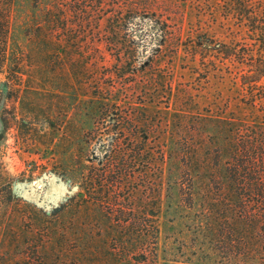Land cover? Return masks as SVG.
<instances>
[{"label":"rangeland","instance_id":"1","mask_svg":"<svg viewBox=\"0 0 264 264\" xmlns=\"http://www.w3.org/2000/svg\"><path fill=\"white\" fill-rule=\"evenodd\" d=\"M158 1L163 5L162 13L170 18L168 21L172 19L177 24L179 34L178 39L162 48L156 61L157 71L165 74V78H147L145 75L127 77L125 85L118 83L119 78L62 77L58 60H61L63 51L54 52L57 48L50 51L42 40L34 41L37 28L46 29L40 24L49 1L15 0L11 6L8 5L6 12L10 13V27L6 43H0V264H76L71 256L57 251L56 247L48 248L47 233L52 232L53 225H57L53 209L81 192V180L67 179L60 169L63 156L75 151L78 158L76 135L80 120L85 122V129L80 135L83 138L90 133L94 135L89 153L86 156L83 153L82 158H89L84 162L93 164L98 170L102 168L104 151L111 149L112 136L106 133L108 126L117 124L122 127L116 150L123 153L132 147V142H136L131 140V132L138 131L139 136H143L145 130L148 133V141L143 148L144 157L134 160L124 155L123 165L116 160L114 167L124 168L123 172L127 175L117 179L120 183L111 187L110 196L95 195L101 199L99 203L95 201L96 206L108 212L111 209L116 211L109 222L100 221L101 224L97 222L93 225L92 259L98 264L108 261L107 255L119 246L117 230L122 232L118 234H122L126 242L132 241L138 232L131 227L132 224H128L126 215H121L124 217L123 226L117 228L115 213L119 214L118 211L122 210L131 217V213H138L140 201L143 204V198L147 196L151 204L158 203L159 206L155 217L151 216L155 226L151 230L156 244L155 255L150 258L156 260V264H225L224 254L204 230L203 218L200 217L202 200L196 204L190 202L188 188L180 187L186 183V178L182 171L175 172L177 165L169 161V154L175 124L188 125L189 121L207 112L218 114L222 105L227 104L225 99L228 96L232 97L233 108L235 77L233 74L223 77L220 70L234 71V67L226 69L228 66L223 65L220 59L215 63L206 61L208 54L211 56L213 53L206 50L203 43L196 42L197 35L203 36V33L227 40L220 35L225 34V27L230 22L226 21L222 8L216 6V0ZM258 2L264 6V0ZM94 16L95 13L91 17ZM138 21V26L132 25L129 31L134 38L135 64L151 52L158 40L157 32L149 27L147 20ZM105 22L101 19L98 26L86 23L87 44L82 43L80 50L78 47L74 50L73 59H78V55L83 53L90 58L86 68L93 73V50L89 42L94 41V45L97 42L105 55L101 72L114 61L104 43L97 41L96 30L100 29L99 33L104 34ZM210 65L217 72L211 74V70L207 77L205 70ZM95 79L103 88L101 95L108 97L109 103L118 108L123 118L127 113L131 119L134 118L127 121L131 131L118 123V115L105 116L104 122L99 120L100 116L90 117L93 111L86 106L92 101L88 100L93 92L99 91L89 87L95 84ZM78 80L82 81V92L85 94L82 98L87 100L82 110H79V104L77 106L81 99L77 94H80V89L76 90L80 88ZM110 83L114 87L105 89ZM180 102L185 107L183 114L176 113L174 109L181 108L175 107L176 103L181 106ZM179 115L183 120L177 123ZM98 121L101 122L97 125ZM96 131L98 134H95ZM46 146L52 149L48 150ZM145 165L149 169L143 174L139 171ZM44 174L53 176V180L43 179ZM150 184L156 185L153 195L148 187L145 189V185ZM30 186L34 187L38 200L26 196ZM113 197L117 199L113 201ZM104 229L107 231H102ZM113 230H116L115 234H107ZM138 244L137 249L131 248L130 253L120 254L121 260L129 256L136 264Z\"/></svg>","mask_w":264,"mask_h":264},{"label":"trees","instance_id":"2","mask_svg":"<svg viewBox=\"0 0 264 264\" xmlns=\"http://www.w3.org/2000/svg\"><path fill=\"white\" fill-rule=\"evenodd\" d=\"M14 1L0 0V43H6V34L10 27V13L6 11L8 5L11 6ZM48 1L49 5L40 24L46 29L37 28L38 34L34 41L42 40L50 51L55 48L57 49L54 52L63 51L61 60H58L62 77L119 78L118 83L121 85L127 83L125 78L139 75H145L147 78H165V74L157 71L156 61L162 48L178 39L179 34L177 24L173 23L172 19L171 22L168 21L170 18H166L162 13L163 5L161 6L158 0ZM258 1L216 0V6L222 8L226 21L230 22V26L225 27V34L222 31L224 35H220L227 40L213 38L206 33L196 37L197 43H203L204 48L213 53L211 56L208 54L206 61L215 63V60L220 59L223 65L228 66L226 69L234 67V71L220 70L223 77L229 74L235 77L236 95L233 108L232 97L228 96L225 99L228 100L227 104L222 105L218 114L207 112L200 118L189 121L188 125L175 124L170 138L172 146L170 145L169 161L177 165L175 172L182 171L186 178V183L180 187L188 188L191 203L196 204L202 200L200 202L203 204V210L200 217L203 218L204 230L207 236L211 235L210 240L214 241L224 254L225 264H264V6ZM93 13L95 16L91 17ZM101 19L106 21L104 34H100V29H97L96 40L98 43H104L114 61L101 72L100 68L105 64V55L97 42L96 45L94 41L89 42L88 45L93 50L95 68L93 73L86 68L91 61L89 57L84 53L79 54L78 59H73V56L77 47L80 50L82 43L87 44L86 23H95L98 26ZM138 20H147L149 27L157 32L158 40L156 46L151 48V52L146 54L139 64H135V45L132 44L134 38L130 36L129 31L132 25L138 26ZM91 33L93 35V32ZM211 67L212 65L207 66L205 70L207 77L211 70V74L217 72ZM77 82L80 86L76 88L77 91L80 89V94H77L81 97L77 106L79 104V110H82L87 100L82 98L85 95L82 92L84 91L82 81ZM98 83V79H95V84L89 85L91 89L99 90L93 92L88 100L92 101L86 106L91 107L93 111L90 117L100 116L99 120L102 119L104 122L105 116L118 115L119 118L116 120L128 131L130 127L127 121H133L134 118L131 119L129 113L123 118L118 108L115 109L114 104L109 103L108 97L101 95L104 91ZM112 87L114 85L110 83L105 89L109 90ZM180 103L181 106L176 103L175 107L181 108L174 109L176 113L183 114L185 107L182 106V102ZM178 119L177 123L183 120L180 115ZM101 121H98L97 125ZM78 126L76 135L78 158L75 151L63 156L60 169L63 176L67 175L65 176L67 179L81 180L79 185L81 192L53 209L57 225L52 226V232L48 231L47 242L48 248L56 247L57 251L71 256L76 264H98L92 259L93 225L97 222L100 224L103 221L109 222L116 209L108 212L96 206V203L101 202L99 197L110 196L111 187L116 186L117 182L120 183L117 179L127 175L123 172L124 168L114 167L116 160L123 165L124 155L134 160L144 157L143 148L148 141V133L145 130L144 135L139 136L138 131L131 132L129 134L132 136L131 140L136 142H132V147L127 149L128 152L123 153L116 150L122 127L117 124L106 126V133L112 136L111 149L104 151L101 157L102 168L98 170L93 164H86L84 162L86 158H82L83 153L85 156L89 153L94 135L90 133L85 138L80 135L85 129L84 120H80ZM66 131L70 129L66 128ZM91 131L94 132L93 129ZM85 134L86 132L84 136ZM95 134H98L97 131ZM67 135L69 136V132ZM68 142L69 140L66 143ZM46 149L52 148L46 146ZM86 160L89 161V158ZM148 169L149 167L145 165L139 172L145 174ZM147 187L153 195L156 185H145V189ZM96 194L99 197L95 196ZM116 199L113 197V201ZM139 207L138 213H131V217L122 210L118 211L119 214L115 213L117 228H122L124 217L121 215H126L128 224H132L131 227H134L138 234L131 232L136 238L131 236L132 241L126 242L122 234L121 236L118 234L122 232L117 230L119 246L115 252L112 250L107 255L108 261L103 264H131V261L133 264L131 257L126 256L125 260H121L120 254L130 253L131 248L137 247L138 241L136 250L138 256L135 263L156 264V260L150 258L151 255H155L156 244L151 230L155 227L152 225L151 216L155 217L159 206L158 203L151 204L148 197L144 196L143 204L140 201ZM136 226L138 228H135ZM53 227L56 229L53 230ZM115 232L116 230H113L107 234Z\"/></svg>","mask_w":264,"mask_h":264},{"label":"water","instance_id":"3","mask_svg":"<svg viewBox=\"0 0 264 264\" xmlns=\"http://www.w3.org/2000/svg\"><path fill=\"white\" fill-rule=\"evenodd\" d=\"M43 179L52 181L53 180V176H49V175L44 174L43 175ZM26 196L28 198H30V199L38 200V197L34 193V187L33 186H30L29 193H27Z\"/></svg>","mask_w":264,"mask_h":264}]
</instances>
